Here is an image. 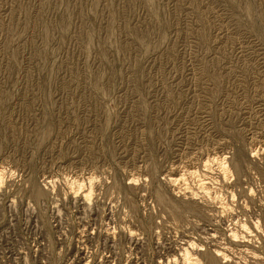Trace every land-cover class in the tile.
Instances as JSON below:
<instances>
[{"label": "rangeland", "instance_id": "1", "mask_svg": "<svg viewBox=\"0 0 264 264\" xmlns=\"http://www.w3.org/2000/svg\"><path fill=\"white\" fill-rule=\"evenodd\" d=\"M186 247L264 264V0H0V264Z\"/></svg>", "mask_w": 264, "mask_h": 264}, {"label": "bare ground", "instance_id": "2", "mask_svg": "<svg viewBox=\"0 0 264 264\" xmlns=\"http://www.w3.org/2000/svg\"><path fill=\"white\" fill-rule=\"evenodd\" d=\"M253 153V152H252ZM237 163V162H236ZM225 167V166H224ZM239 167V166H238ZM172 180V179H171ZM162 194V193H161ZM164 195V194H163ZM160 198H161V200H165V198L166 197H164V196H162V195H160L159 196ZM217 197V196H216ZM244 213V212H243ZM88 222V221H87ZM245 227H246V225H244ZM232 235L236 238V236H237V233L235 232V231H233L232 232ZM234 238V239H235ZM189 244H191V243H189ZM193 244H195V243H193ZM193 244H191V245H193ZM183 255H184V258H185V260L186 261H188V264H203L202 263V261L200 262V261H198V259H194L193 260V258L194 257H192L191 258V256H192V254L190 253V251L188 250V248L186 247L185 249H184V251H183ZM216 255H218V256H220V255H223V256H221V257H223V258H225L226 257V254H224L223 252H221L220 250H219V252L216 254ZM216 255L215 256H210V257H208V260L207 261H209V263L210 264H219V262H218V256L216 257ZM227 258V257H226ZM193 260L192 262L190 261V260ZM226 261H228V259L226 260ZM233 262V261H232ZM229 263V262H228Z\"/></svg>", "mask_w": 264, "mask_h": 264}]
</instances>
